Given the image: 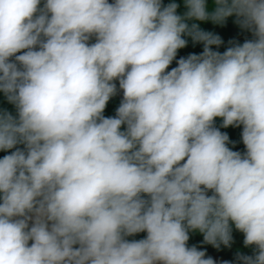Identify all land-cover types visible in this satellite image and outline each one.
I'll list each match as a JSON object with an SVG mask.
<instances>
[{
    "label": "clouds",
    "instance_id": "obj_1",
    "mask_svg": "<svg viewBox=\"0 0 264 264\" xmlns=\"http://www.w3.org/2000/svg\"><path fill=\"white\" fill-rule=\"evenodd\" d=\"M183 3L0 0V264H215L190 233L233 228L264 264V0ZM233 16L223 53L189 23Z\"/></svg>",
    "mask_w": 264,
    "mask_h": 264
},
{
    "label": "rangeland",
    "instance_id": "obj_2",
    "mask_svg": "<svg viewBox=\"0 0 264 264\" xmlns=\"http://www.w3.org/2000/svg\"><path fill=\"white\" fill-rule=\"evenodd\" d=\"M169 2L170 0H163L164 4H167ZM176 2L180 5V7L177 10L178 14L182 15L181 5H182L183 0H176ZM200 29L207 31V32H212L220 36L223 43L219 47L215 45L212 47L214 51H219L221 53H223L230 46V43H229L230 41L243 43L246 39H250V38H246V33L244 30H241V31L237 30L236 33L229 34V27H200ZM185 39H187L188 41L187 46L185 48L178 50L177 57H180V58L186 57L184 55H190V54L199 55L203 52L202 43H194L191 37H185ZM117 86H118V83H117ZM121 99H122V92H118V94L115 97L111 98L110 101L108 102L104 115L108 117L115 116L116 109L119 106ZM0 109H6L9 112H11L13 115L16 114L15 107L12 104L8 103L3 93H0ZM226 132L229 135L230 141L233 142L229 144V147L232 148V150L234 151L243 152L245 149L241 141L242 127H228ZM232 235H233V242L231 243L230 247L221 245L219 248H215L211 244H206L204 243L203 235L199 233H190V239L188 241V244L189 246L194 245L196 247H203V249L211 251L212 253L222 252L224 255H226L229 252H233L232 257L237 259L238 252L244 254V250H245L244 249L245 246L243 243L244 236L239 231H236L235 228H233ZM129 239H132V238L129 237ZM249 249L253 250L251 247H249Z\"/></svg>",
    "mask_w": 264,
    "mask_h": 264
},
{
    "label": "crops",
    "instance_id": "obj_3",
    "mask_svg": "<svg viewBox=\"0 0 264 264\" xmlns=\"http://www.w3.org/2000/svg\"><path fill=\"white\" fill-rule=\"evenodd\" d=\"M209 5H211L212 0H208ZM182 14L186 11L184 7V3L182 2ZM236 18L229 17L227 21L224 24H215L212 21H191L190 23H197L200 27H229V34L236 33L237 30H242L239 25L235 22ZM245 31V30H244ZM246 38L252 39V34L248 31H245ZM200 45V44H199ZM184 52V51H183ZM188 56V55H184ZM199 250H203L206 252V255L213 258L215 261V264H239L238 260L236 258L232 257L233 252H229L228 254L224 255L222 252L220 253H212L211 251L203 249V247H197ZM244 254L251 255L253 250H250L249 247L244 248Z\"/></svg>",
    "mask_w": 264,
    "mask_h": 264
},
{
    "label": "trees",
    "instance_id": "obj_4",
    "mask_svg": "<svg viewBox=\"0 0 264 264\" xmlns=\"http://www.w3.org/2000/svg\"><path fill=\"white\" fill-rule=\"evenodd\" d=\"M180 57H176V59L178 60ZM176 61L174 60L173 63L169 66V69L168 70H171L172 67H176ZM216 126L219 127L220 124L222 123L221 120L219 118H217L216 120ZM220 130L222 132H226L227 131V128H220ZM227 133V132H226ZM18 147H23L22 145L18 146ZM11 151V150H10ZM7 154H10V152H4V151H0V158H3L4 155H7ZM146 236V233H140L134 237H131L132 239H141V238H144Z\"/></svg>",
    "mask_w": 264,
    "mask_h": 264
}]
</instances>
